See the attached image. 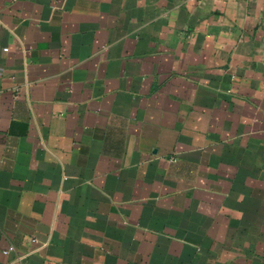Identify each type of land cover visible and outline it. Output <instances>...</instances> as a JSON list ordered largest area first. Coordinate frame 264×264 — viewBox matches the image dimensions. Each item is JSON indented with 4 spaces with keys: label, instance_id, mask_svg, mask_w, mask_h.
<instances>
[{
    "label": "crops",
    "instance_id": "1",
    "mask_svg": "<svg viewBox=\"0 0 264 264\" xmlns=\"http://www.w3.org/2000/svg\"><path fill=\"white\" fill-rule=\"evenodd\" d=\"M0 264H264V0H0Z\"/></svg>",
    "mask_w": 264,
    "mask_h": 264
},
{
    "label": "built area",
    "instance_id": "2",
    "mask_svg": "<svg viewBox=\"0 0 264 264\" xmlns=\"http://www.w3.org/2000/svg\"><path fill=\"white\" fill-rule=\"evenodd\" d=\"M172 161H176V158H172ZM36 239H33V241H35ZM16 247L14 245H10L6 248L3 249V253L4 254H10L11 252L15 251Z\"/></svg>",
    "mask_w": 264,
    "mask_h": 264
}]
</instances>
